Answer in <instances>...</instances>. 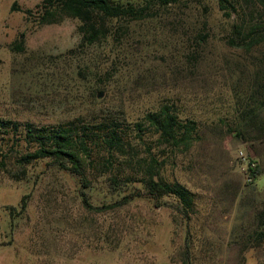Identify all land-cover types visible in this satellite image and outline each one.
Returning a JSON list of instances; mask_svg holds the SVG:
<instances>
[{
    "label": "rangeland",
    "instance_id": "rangeland-1",
    "mask_svg": "<svg viewBox=\"0 0 264 264\" xmlns=\"http://www.w3.org/2000/svg\"><path fill=\"white\" fill-rule=\"evenodd\" d=\"M229 1L235 10L228 8V17L216 0H181L151 18L113 21L105 39L70 53L80 38L77 19L41 24V0H0V119L16 123L0 128V160L5 155L11 163L35 148L26 123L112 116L135 152L156 155L161 177L183 184L195 199L186 218L171 206L170 195L159 204L139 197L96 211L82 204L79 179L45 159L26 165L20 180L0 167V264H182L186 231L192 264H264V235L252 234L264 226L255 217L264 198V136L238 137L232 130L254 75L264 84V38L248 50L227 42L232 23L243 17L264 25V12L253 10L260 9L258 0ZM20 34L23 49L16 50ZM80 68L106 85L95 101L73 85ZM161 103H173L181 119L192 118L201 128L185 154L161 152L147 131L136 137L133 123ZM248 161L262 171L251 181L245 178ZM84 169L91 204L119 197L104 180L120 171L117 161ZM22 195L26 208L10 223L5 207L18 209Z\"/></svg>",
    "mask_w": 264,
    "mask_h": 264
},
{
    "label": "trees",
    "instance_id": "trees-1",
    "mask_svg": "<svg viewBox=\"0 0 264 264\" xmlns=\"http://www.w3.org/2000/svg\"><path fill=\"white\" fill-rule=\"evenodd\" d=\"M223 15L228 17L235 10L229 0H216ZM181 0H143L142 2H123L120 0H41L36 12L37 22L49 24L59 22L64 17L75 18L78 21L76 31L80 38L78 44L68 49L75 52L82 46H88L105 39L114 28L113 21H136L156 16L159 8L176 4ZM254 11L264 12V0H258ZM249 13L251 11L249 10ZM119 26L115 27L118 28ZM264 38V25L256 21L244 19L231 24V37L227 42L235 47L248 50L251 46L260 43ZM14 49H23V35L20 34L13 44ZM12 48V47H11ZM78 76L73 78V85L82 91L83 97L95 101L98 92H107L106 85L93 79V75H85L80 68ZM259 76L254 75L253 85L245 99V105L237 114V121L233 127L235 136L249 135L258 139L264 136V84L258 82ZM12 124L8 119H0V128H7ZM136 137L147 131L155 136L159 148L164 152L171 149V155L185 154L200 139L201 128L192 118L181 119L173 103H161L157 109L147 111L143 120L134 122ZM125 127H121L116 117L93 122L85 121L80 117L64 123L54 125L33 126L25 125V136L35 143L31 151L17 153L10 163V158L0 160V167L7 176L14 180L26 176V165L37 160L45 159L47 164L58 170H63L80 182L79 194L82 204L89 209H114L123 206L134 198H147L159 204L160 198L170 195L173 198V208L186 218L195 206L194 193L183 184L165 181L157 165V156L139 155L135 151V143L131 137L124 134ZM134 139V138H133ZM250 139V138H249ZM264 142V139L262 140ZM117 159V160H116ZM120 164L119 172H110L105 177V184L111 193L119 196L115 201L94 206L88 199L87 189L91 186L90 179L85 175V166L99 168L112 166L113 162ZM136 165V166H134ZM261 171L259 164L250 168L249 174L255 179ZM237 188V187H236ZM26 195H22L18 209L13 205H6L10 216V223L14 215L22 213L27 205ZM255 217L256 224L264 220V198ZM11 227V226H10ZM255 236L264 235L263 229L253 230ZM3 242L2 244H5ZM190 241L188 231L184 238L182 264H192L189 258Z\"/></svg>",
    "mask_w": 264,
    "mask_h": 264
},
{
    "label": "built area",
    "instance_id": "built-area-1",
    "mask_svg": "<svg viewBox=\"0 0 264 264\" xmlns=\"http://www.w3.org/2000/svg\"><path fill=\"white\" fill-rule=\"evenodd\" d=\"M239 154H240V157L241 159H244L245 157L242 155L241 151H239ZM255 166V163L253 161L251 162H247L246 165H245V178L247 181H251L252 177L251 175L249 174L250 172V168H253Z\"/></svg>",
    "mask_w": 264,
    "mask_h": 264
},
{
    "label": "water",
    "instance_id": "water-1",
    "mask_svg": "<svg viewBox=\"0 0 264 264\" xmlns=\"http://www.w3.org/2000/svg\"><path fill=\"white\" fill-rule=\"evenodd\" d=\"M102 92H98L97 97H101Z\"/></svg>",
    "mask_w": 264,
    "mask_h": 264
}]
</instances>
